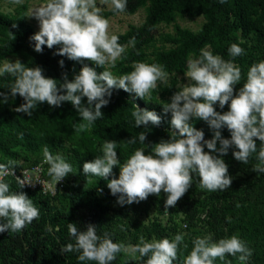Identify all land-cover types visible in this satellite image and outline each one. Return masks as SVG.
<instances>
[{
    "label": "clouds",
    "instance_id": "1",
    "mask_svg": "<svg viewBox=\"0 0 264 264\" xmlns=\"http://www.w3.org/2000/svg\"><path fill=\"white\" fill-rule=\"evenodd\" d=\"M11 2L20 5L23 0ZM100 3H110L113 12H124L128 0H100ZM26 17L35 18L39 24V30L30 37L35 41L37 53H42L45 45L49 49L59 45L58 55L74 61H90L105 70L98 74L85 64L72 80L65 73L63 82L58 84L56 79L44 76L39 66L26 67L19 60H6L0 66V76L10 74L15 78L8 89L12 97L19 95L23 98L24 103L14 109L18 113L30 117L42 103L59 107L62 102H70L81 120L86 122L74 125V130L79 133L104 116L101 109L109 103L113 89H122L149 101L158 82L167 84V73L158 64L136 62L131 72L121 76L107 70L106 66L115 67L125 52V46L118 42L117 35H109V20L101 15L97 0H45ZM134 42L133 38L129 43L134 45ZM228 54L235 58L245 53L242 47L233 43ZM59 65L63 68L64 60H60ZM184 74L188 83L173 94L170 103L162 104L163 112L171 113L172 131L168 140L155 143L152 154H145L143 148L135 150L123 164L118 159L116 142L110 140L103 144L102 156L83 164L86 177L108 181V189L118 197L117 203L121 206L139 203L149 195L159 196L163 191L167 194L165 209L175 207L192 186L194 173L199 177L201 189L225 191L230 188L232 178L222 156L233 148V157L247 164L257 152V140L260 148L253 171L264 173V60L250 66L246 81L238 92H235V86L242 79L240 67L209 50L202 49L199 58L189 59ZM8 95L0 92L4 102H7ZM84 97L87 106L82 103ZM217 103L221 109L227 104L228 111L218 112L214 107ZM131 115L137 128L159 126L162 122V117L155 111L141 109L138 105ZM194 119L208 124L213 132L211 139H205L204 132L193 126ZM225 127L230 138L222 136L221 129ZM138 139L144 144L147 133L141 132ZM128 143L135 144L136 138L132 137ZM205 146L208 151L204 150ZM43 156V163L49 165L47 172L55 185L73 173L72 165L63 156L53 155L47 147L43 149ZM117 165L119 177L109 179ZM14 166L15 162L11 160L7 164L0 163V220L6 221L0 223V233H18L40 215L26 193L11 191L9 183L5 182L4 177L15 175ZM17 183L23 188L31 181L17 177ZM67 228L75 243H68L61 252H77L79 261H95L96 264H111L121 252L129 253L133 259L139 253V258L147 257L145 264H174L179 246L184 241L183 234L177 233L171 240L163 238L149 242L140 237L139 243L126 247L113 242L107 233L99 236L96 225L91 223L86 230H79L74 223H68ZM210 241V237L195 238L183 264H213L217 258L224 260L226 255L237 257V254L239 261L246 262L252 255V250L235 235Z\"/></svg>",
    "mask_w": 264,
    "mask_h": 264
},
{
    "label": "trees",
    "instance_id": "2",
    "mask_svg": "<svg viewBox=\"0 0 264 264\" xmlns=\"http://www.w3.org/2000/svg\"><path fill=\"white\" fill-rule=\"evenodd\" d=\"M141 7H145L146 12L143 23L138 26L131 25L126 31L114 34L119 37L118 42L125 46L124 54L113 67L112 73L115 76L131 72L136 62L161 65L166 73L184 72L190 57L199 58L201 50L204 49L225 60H232L240 67L242 79L235 86V92H238L253 63L248 68L243 60L238 61L237 57L229 56L228 48L233 44V35L239 33L242 38H248L255 34L264 46V0H225L224 3L220 0H128L124 12L133 13ZM117 13L119 12H113L111 7L101 11V15L106 19ZM178 14L187 17L202 16L204 21L198 31L176 25L174 34L165 37L171 47L157 49L148 54L145 47L154 40L156 25L162 22L171 23ZM13 24L16 27H13ZM36 32L28 23L24 9L13 13L0 10V62L9 55H20L17 60L26 67H41L43 75L56 79L58 84L63 82L65 73L68 79L72 80L85 64L93 67L98 74L105 70L90 61H74L58 55L59 45L52 49L45 45L43 52L37 53L34 50L35 41L30 40ZM133 38L134 45L129 43ZM60 60H64L63 68L59 65ZM14 79L10 74L0 76V92L9 94L7 102L0 97V163L7 164L9 160L16 163L20 158L24 161L31 160L43 153L45 147L56 149L63 141L70 139L72 151L78 155L83 165L86 161L102 156L101 146L110 140L116 142V151L120 157V151L134 154L135 150L140 148L145 150V154H152L155 143L170 138L171 113L165 114L162 105L165 102L152 95L147 101L136 97L134 93L113 89L109 103L101 109L104 116L94 121L87 130L77 133L74 125L86 122L81 120L70 102H62L59 107L42 103L37 105L30 117L26 113L14 111L24 103L19 95L12 97L10 94L8 87ZM82 103L87 106L86 97L82 98ZM136 105L141 109L155 111L162 117L161 124L137 128L131 115ZM216 110L221 113L228 111L220 107H216ZM192 123L195 128L204 132L205 139L212 138L213 132L205 121L194 119ZM141 132L147 133L144 144L138 139ZM221 133L224 138H230L226 127L221 129ZM132 137L136 138L135 144L128 143ZM259 148L260 142L257 140V152L252 154L247 163L250 167L258 163L256 157ZM204 150L208 151L206 146ZM233 150L229 148L228 153L222 156L226 164L237 161L232 155ZM119 161L124 163L122 158H119ZM33 163H37V160L33 159ZM47 166L49 167L48 164ZM237 170L228 166L232 183L225 191L209 192L201 189L206 194L198 204L201 211H205L204 222L208 230L212 231L215 241L235 235L252 250L248 264H264V173L255 171L250 175H240ZM119 172V165L114 166L109 179L118 178ZM89 177L91 184L88 188L76 185L75 180L64 188L62 193L67 194L68 199V210L65 211L52 205L57 192L45 195L40 190L20 188L12 176L4 177L11 191L27 194L39 209L40 215L39 219L18 233H0V264H96L95 261H79L77 252L61 254L62 259L59 254L61 248L68 243H75L68 233V223L76 224L79 230H86L89 223L94 224L99 236L103 237L107 233L113 242L122 244L132 237L137 240L143 237L149 242L153 239L174 238V231L161 221L146 222L141 218L147 214L148 204L143 205L140 201L121 206L117 203L118 197L113 196L108 189V181ZM195 188L200 187L199 177L194 173L189 189ZM194 218L195 216H188V219ZM5 222L0 220V223ZM195 238H198V235L192 234L184 238L174 264H183ZM184 244H187V248H184ZM238 255H226L224 260L217 258L213 264H234ZM146 259L147 257L139 258L138 255L133 262H123L121 252L111 264H145Z\"/></svg>",
    "mask_w": 264,
    "mask_h": 264
},
{
    "label": "rangeland",
    "instance_id": "3",
    "mask_svg": "<svg viewBox=\"0 0 264 264\" xmlns=\"http://www.w3.org/2000/svg\"><path fill=\"white\" fill-rule=\"evenodd\" d=\"M45 0H23V3L20 5L14 4L11 0H0V10L5 13H13L17 10L24 9L25 16L37 6H40L44 3ZM97 6L100 7L101 11L106 10L111 7L109 4H101L100 0H97ZM145 7L137 9L133 13L119 12L115 15H112L108 18L109 20V35H114L116 33H122L126 31L131 25H141L145 19ZM28 23L36 30H39L38 21L35 18L26 17ZM204 19L202 16L196 17H187L185 15H176L175 19L171 23H159L156 25L154 32V40L145 47V51L150 54L157 49H166L171 47V44L166 42L165 37L167 35H173L175 31V26L178 25L183 28H187L192 31H198L203 23ZM264 29V28H263ZM233 43L238 44L244 49V55L238 56V61L243 60L247 63V67L251 63H258L264 60V46H262L261 41L257 38V35L251 34L248 38H242L239 33L233 35ZM20 55H9L5 57L1 62L0 66L7 60L9 62H15ZM190 59H195L193 56ZM108 70L113 71V67L106 66ZM186 71V70H185ZM184 71V72H185ZM184 72L174 71L172 73H167V84L158 82V86L155 90L152 91L151 95L154 96L157 100L162 102H171V97L173 94L182 89L184 84L188 83V80ZM230 103V102H229ZM214 107L219 108V104H215ZM223 109L228 110V105L226 104ZM71 140L68 139L63 141L56 149H49L50 153L53 155L59 154L63 156L66 162L70 163L73 168V173L68 174L67 177L63 179L64 187L57 190L54 200H52V205L58 208L59 210L65 211L68 210V199L67 194H63L62 191L64 188L71 184V181L75 180L76 185H82L84 188H88L91 184V178L86 177L83 173V165L81 164L79 157L76 153L72 151ZM102 149V146H101ZM132 154L127 153V151H120V157L124 162L130 158ZM33 159L37 160V163H33ZM121 160V159H120ZM44 156L43 153L36 155L34 158L28 161L23 159L16 160V165L14 166V173L19 175L24 170H31L34 166L39 165L41 175L50 183L52 186L54 183L51 180V177L48 175V166L46 163H43ZM22 165H27L28 167L23 168ZM227 165L232 169L237 168V174L240 175H250L253 174V167H250L248 164L242 163L240 161H231L227 162ZM31 176H35L34 172L30 171ZM80 174L82 177H80ZM206 192H202L201 188L189 189L187 193L177 202L175 207H169L165 209V200L167 194L161 192L159 196L149 195V197L141 201L142 204H148L147 214L143 215L141 218L143 220H159L163 225H166L168 228L174 231L173 236L177 233L183 234L184 238H188L189 235L196 234L199 238L210 237V242H216L213 237L212 231H209L204 220L205 211H201V206L198 204L202 201V197ZM188 214V215H187ZM195 216L194 219H188V216ZM202 221V222H201ZM232 234H230L231 236ZM139 243V240L134 239L133 237L128 240V242L123 243L126 247L133 246ZM60 256L63 259L64 253L59 252ZM139 253H136V258ZM123 262H133L135 259L129 254L122 252ZM234 264H248V261L241 262L237 258L234 261Z\"/></svg>",
    "mask_w": 264,
    "mask_h": 264
},
{
    "label": "built area",
    "instance_id": "4",
    "mask_svg": "<svg viewBox=\"0 0 264 264\" xmlns=\"http://www.w3.org/2000/svg\"><path fill=\"white\" fill-rule=\"evenodd\" d=\"M34 172L35 176H31L29 172ZM41 169L40 166H34L31 168V170H24L19 175L12 176L15 180H17V177H19L22 180H28L31 181V183H26L25 188H28L30 190H40L45 195H53L56 193L57 190L61 189L64 186V181L58 182L56 185L53 186L47 182L46 179H44L41 175Z\"/></svg>",
    "mask_w": 264,
    "mask_h": 264
}]
</instances>
